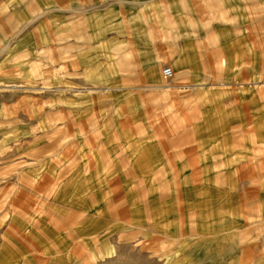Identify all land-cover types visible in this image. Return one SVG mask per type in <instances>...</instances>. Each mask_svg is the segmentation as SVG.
Instances as JSON below:
<instances>
[{"label":"rangeland","instance_id":"rangeland-1","mask_svg":"<svg viewBox=\"0 0 264 264\" xmlns=\"http://www.w3.org/2000/svg\"><path fill=\"white\" fill-rule=\"evenodd\" d=\"M20 259L264 264V0H0Z\"/></svg>","mask_w":264,"mask_h":264},{"label":"built area","instance_id":"built-area-1","mask_svg":"<svg viewBox=\"0 0 264 264\" xmlns=\"http://www.w3.org/2000/svg\"><path fill=\"white\" fill-rule=\"evenodd\" d=\"M162 75L165 80H171L174 77V73L171 68H164L162 71Z\"/></svg>","mask_w":264,"mask_h":264},{"label":"bare ground","instance_id":"bare-ground-1","mask_svg":"<svg viewBox=\"0 0 264 264\" xmlns=\"http://www.w3.org/2000/svg\"><path fill=\"white\" fill-rule=\"evenodd\" d=\"M43 253H44L45 255H48V254H47L48 252H43ZM48 259L50 260V257H49ZM49 260H48V261H49ZM19 262H20L21 264H27L26 261H25V260H22V259H20ZM42 263H43V262H42ZM46 263H47V262H46ZM46 263H44V264H46Z\"/></svg>","mask_w":264,"mask_h":264},{"label":"crops","instance_id":"crops-1","mask_svg":"<svg viewBox=\"0 0 264 264\" xmlns=\"http://www.w3.org/2000/svg\"><path fill=\"white\" fill-rule=\"evenodd\" d=\"M171 69H172V71H173V73H174V70H175L174 67H172Z\"/></svg>","mask_w":264,"mask_h":264}]
</instances>
